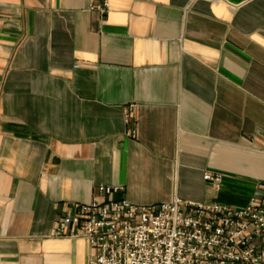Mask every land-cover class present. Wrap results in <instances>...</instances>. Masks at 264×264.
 Wrapping results in <instances>:
<instances>
[{"label": "crops", "instance_id": "obj_1", "mask_svg": "<svg viewBox=\"0 0 264 264\" xmlns=\"http://www.w3.org/2000/svg\"><path fill=\"white\" fill-rule=\"evenodd\" d=\"M96 3L0 0V264H90L54 230L101 185L264 199V0Z\"/></svg>", "mask_w": 264, "mask_h": 264}, {"label": "built area", "instance_id": "obj_2", "mask_svg": "<svg viewBox=\"0 0 264 264\" xmlns=\"http://www.w3.org/2000/svg\"><path fill=\"white\" fill-rule=\"evenodd\" d=\"M96 1L91 10L106 17L109 0ZM204 179L220 186V176ZM125 193L98 186L91 203H74L58 219L54 237L87 239L90 264H264V199L238 210L179 198L136 205Z\"/></svg>", "mask_w": 264, "mask_h": 264}]
</instances>
